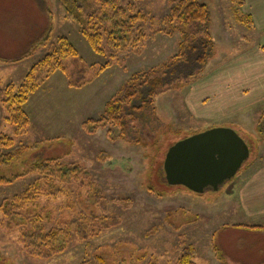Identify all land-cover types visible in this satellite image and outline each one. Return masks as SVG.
I'll return each instance as SVG.
<instances>
[{"label": "rangeland", "instance_id": "obj_1", "mask_svg": "<svg viewBox=\"0 0 264 264\" xmlns=\"http://www.w3.org/2000/svg\"><path fill=\"white\" fill-rule=\"evenodd\" d=\"M70 1L76 2L85 17L98 6L95 0ZM121 1L124 7L134 3L148 17L139 24L147 34L140 54L131 50L115 54L107 48L105 56L96 54L62 0H0V87L22 84L61 37L79 53L62 61L65 71L49 75L38 68L40 86L25 107L30 125L24 134L4 120L0 109V133L14 138L17 147L32 148L2 170L7 179L21 178L0 186V204L42 178L31 172L37 164L58 162L64 180L60 178L54 190L45 188L48 194L32 199L22 213L40 216L47 231H66L68 242L62 236L60 243L65 241L67 248L49 258L32 257L19 242L21 227L9 232L0 225V264H177L190 245L197 251L196 264H261L258 252L264 237L243 226L262 223L247 215L240 188L246 180L244 173L264 162L263 102L251 109L247 120H242L241 113L200 119L186 104L188 90L170 91L157 98L154 115L144 114L136 124L139 127L130 129V142L110 140L109 128L95 135L83 130L86 121L101 116L132 75L178 52V35L154 34L158 26L166 28L163 19L171 10L167 0ZM198 1L210 10L215 41L203 74L215 73L256 47H264V25L255 29L253 24L249 28L237 21V16L249 13L244 0L239 5L231 0ZM48 29L52 34L47 47L32 49ZM216 128L233 129L250 149V158L238 174L218 191L195 193L169 185L163 171L164 155L178 142ZM112 133L119 135L115 129ZM131 139H141L145 145L131 143ZM72 169L77 170L74 177L69 175ZM76 219L86 239L77 235Z\"/></svg>", "mask_w": 264, "mask_h": 264}, {"label": "trees", "instance_id": "obj_2", "mask_svg": "<svg viewBox=\"0 0 264 264\" xmlns=\"http://www.w3.org/2000/svg\"><path fill=\"white\" fill-rule=\"evenodd\" d=\"M95 1L98 5L96 11L89 17H85L75 1L62 0L68 14L78 23L82 36L93 51L102 56L106 54L105 48L115 54L129 50L140 54L147 34L139 24L147 22L148 17L138 11L134 3L124 7L121 0ZM231 1L239 5V0ZM167 2L171 10L170 14L163 19L166 28L158 26L154 34H166L170 37L178 35L177 54L148 71L132 75L105 105L101 116L98 119H89L83 124V130L87 135H95L98 130L109 128L110 140L130 142V129L139 127L136 124H140L144 114L148 112L155 114V103L159 96L170 91L183 90L203 77L215 50L210 10L207 5L198 0H167ZM234 9V13L238 14V8L234 7ZM237 21L248 25L249 28L253 27L250 15L237 16ZM51 34V29H48L45 37L32 49L47 47ZM78 55V51L68 39L61 37L39 66L34 67L27 75L22 84H8L0 87V109L6 115L4 120L17 127L20 134H24L30 125L25 107L30 96L40 86L36 73L38 68L47 71L46 74L49 75L57 70L65 71L62 61L67 58H76ZM113 129L117 130L119 135H114ZM131 143L145 145L141 139L136 142L131 139ZM31 149L17 147L14 138L0 133V186L10 185L21 178V176H15L13 179H7L1 175V172L19 161ZM165 158L166 154L162 162L163 168ZM31 172L41 175L42 178L23 194L0 204L2 216L0 225L9 232L21 227L19 242L28 255L36 258L60 255L67 248L68 233L57 229L47 231L41 225L40 216L31 218V216L23 215L22 211L32 199L39 195L46 196L48 193L45 188L50 190L58 188L57 181L60 178L64 180L65 173L61 172V166L54 161L37 164ZM76 173L77 170L72 169L69 175L74 177ZM73 224L77 225V235L81 239H86L87 233L78 219L73 220ZM62 236L66 241L63 244L60 243ZM196 256L195 247L190 245L183 250L177 264H196Z\"/></svg>", "mask_w": 264, "mask_h": 264}, {"label": "crops", "instance_id": "obj_3", "mask_svg": "<svg viewBox=\"0 0 264 264\" xmlns=\"http://www.w3.org/2000/svg\"><path fill=\"white\" fill-rule=\"evenodd\" d=\"M244 2V7L248 9V15L253 20L254 28L263 26V0H244ZM185 89L188 90L185 97L186 104L195 117L216 120L228 115L234 117L241 113L242 120H247L253 112L251 109L257 107L260 102L264 103V47H256L245 53L241 59L221 67L215 73L203 74L198 82ZM244 174L246 180L240 188V197L247 215L257 218L262 224L243 226V228H248L253 234L264 237L263 160ZM261 246L258 255L261 257L260 263L264 264V244Z\"/></svg>", "mask_w": 264, "mask_h": 264}, {"label": "water", "instance_id": "obj_4", "mask_svg": "<svg viewBox=\"0 0 264 264\" xmlns=\"http://www.w3.org/2000/svg\"><path fill=\"white\" fill-rule=\"evenodd\" d=\"M250 149L230 128H216L173 145L164 162L166 181L195 193L218 191L250 158Z\"/></svg>", "mask_w": 264, "mask_h": 264}]
</instances>
